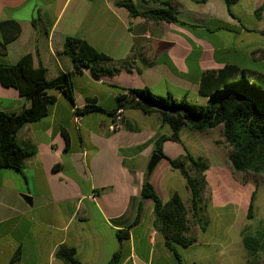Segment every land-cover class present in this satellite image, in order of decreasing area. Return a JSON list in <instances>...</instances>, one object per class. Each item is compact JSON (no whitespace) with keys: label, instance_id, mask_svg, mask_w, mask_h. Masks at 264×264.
<instances>
[{"label":"crops","instance_id":"crops-1","mask_svg":"<svg viewBox=\"0 0 264 264\" xmlns=\"http://www.w3.org/2000/svg\"><path fill=\"white\" fill-rule=\"evenodd\" d=\"M122 1L0 0V24L15 21L22 30L7 47L8 64L32 55L34 66H43L48 80L71 73L73 63L64 54L70 37L88 42L117 64L131 61V71L122 69L114 76L98 77L86 68L73 77L76 107L59 91L48 92L57 98L49 115L16 134L17 143L34 148L36 155L26 160L22 172L0 167V264H65L56 256L61 246L74 248L81 264H107L119 252L120 264H179L154 226L151 199L145 200L140 220L133 225L155 131L132 132L122 125L113 132L107 116L80 117L76 108L96 99L114 109L120 92L114 86L160 88L177 98L199 95L203 75L228 65L264 73L255 65L264 68V48L244 46L242 40L255 33L264 36L263 30L249 29L233 17L225 0H131L141 11L175 5L176 23L132 17L117 5ZM30 105L18 90L0 81V112L19 114ZM63 132L69 136V148ZM175 154L177 159L186 155L179 148ZM170 167L158 164L150 181L164 202L180 195L178 189L187 202L191 194L186 181ZM163 191L169 199H163ZM23 194L32 196V205ZM200 229L190 223L189 235L197 240ZM124 230L130 236L121 243L118 232ZM198 245L197 240L191 247Z\"/></svg>","mask_w":264,"mask_h":264},{"label":"trees","instance_id":"trees-1","mask_svg":"<svg viewBox=\"0 0 264 264\" xmlns=\"http://www.w3.org/2000/svg\"><path fill=\"white\" fill-rule=\"evenodd\" d=\"M204 3L206 0H193ZM239 0H225L229 12L236 17L232 6ZM132 17H142L157 22H178L176 6L157 10H139L131 0L118 2ZM3 41L0 43V81L5 87L15 88L22 98L30 102V107L19 114L0 112V167L1 169L22 172L27 159L36 155L34 148L27 149L16 141V134L25 125L35 123L47 117L52 106L57 102L55 96L49 95L52 90L59 91L74 107L75 86L73 77L81 76L86 68H91L96 76L119 74L122 69L131 71V61L117 64L112 58L98 51L88 42L77 38H67L64 54L73 63V71L48 80L43 66L36 68L32 55L23 57L16 64L6 62L7 47L21 34V27L15 21L0 24ZM221 29L229 30L228 26ZM264 35V32H262ZM241 75V78L238 76ZM118 89L117 103L114 109H106L96 99H89L82 108H76V115H105L112 120L111 126L120 118L122 125L134 132L138 128L126 121L124 113L138 111L145 116L159 115L161 127H169V135H157L153 142V154H159L168 160L172 169L180 172L190 191V200L185 202L175 193L164 202L146 173L142 185V195L138 206L137 224L144 211V202L151 199L154 203V226L165 238L166 246L173 251L179 264H184L177 253V247L189 248L197 240L189 235L191 220L199 224L206 232L209 220L205 215L206 204L204 192L208 187L207 175L209 162L202 157H195L184 145L181 132L190 131L205 133L222 127V143L228 148L227 158L234 173L264 174V73L240 69L228 65L219 72H208L203 75L199 95L207 102L196 104L187 98L177 100L171 95L163 97L154 94L149 88ZM115 129L113 132H116ZM63 135L69 148L70 140L66 132ZM173 142L182 145L186 155L172 159L165 154L164 145ZM220 143V142H217ZM257 191H253L248 207V219L254 218ZM191 217V218H190ZM127 230L119 231L121 243L129 239ZM243 244L249 256V263L259 259L264 263V232L256 235H244ZM123 252L116 253L107 264H120ZM57 258L65 264H81L74 248L61 246ZM197 264V263H194Z\"/></svg>","mask_w":264,"mask_h":264},{"label":"rangeland","instance_id":"rangeland-1","mask_svg":"<svg viewBox=\"0 0 264 264\" xmlns=\"http://www.w3.org/2000/svg\"><path fill=\"white\" fill-rule=\"evenodd\" d=\"M263 4L264 0H239L232 6V10L247 28L264 32ZM255 34L249 38L243 37V45L252 43L264 48V36ZM239 40L241 41V38ZM255 65L256 69L264 70L263 66ZM238 77L241 78V75ZM152 92L167 97V94L160 88H153ZM184 98L196 104L206 103V99L198 94L187 96L179 94L176 99ZM105 105L108 106V104ZM127 119L132 126L137 128L153 129L156 135L171 133L169 127H161L159 115L145 116L138 111H128ZM181 137L184 145L195 157H202L209 162L210 168L206 175L212 181L211 185L208 182V187L204 192L205 215L209 220V228L207 227L206 232L199 230L197 240L200 245L191 248L178 246L177 253L184 264L194 262L198 264L249 263L250 259L243 244V237L248 234L256 235L258 232H264V174L233 172L227 158L228 148L222 143V127L205 133L193 132L185 128L181 132ZM178 148L184 152L182 145L168 142L165 152L177 159L175 152L178 151ZM159 165L170 167L169 163L163 159ZM176 172L182 178L180 173ZM208 179L207 181H209ZM255 190L257 198L254 218L249 220L248 207L251 194ZM178 191L182 196L183 191L181 189ZM163 199H169L165 191H163ZM191 223L194 222L191 220ZM193 235L197 234L193 232ZM205 242H208L211 248ZM218 245L221 248L217 254ZM251 264L264 263L259 259Z\"/></svg>","mask_w":264,"mask_h":264},{"label":"water","instance_id":"water-1","mask_svg":"<svg viewBox=\"0 0 264 264\" xmlns=\"http://www.w3.org/2000/svg\"><path fill=\"white\" fill-rule=\"evenodd\" d=\"M162 160V157L157 154V153H154L148 163V166H147V173L149 175H151L154 171V169L156 168V166L159 164V162ZM22 197L25 199V201L29 204L32 205V201H33V198L31 195L29 194H23Z\"/></svg>","mask_w":264,"mask_h":264},{"label":"built area","instance_id":"built-area-1","mask_svg":"<svg viewBox=\"0 0 264 264\" xmlns=\"http://www.w3.org/2000/svg\"><path fill=\"white\" fill-rule=\"evenodd\" d=\"M121 127H122V124H121L120 118H119L116 124H113L112 126H110V130L114 131L115 129H120Z\"/></svg>","mask_w":264,"mask_h":264}]
</instances>
